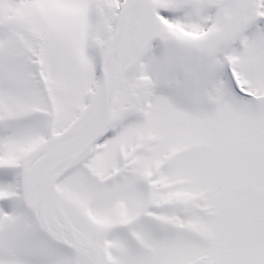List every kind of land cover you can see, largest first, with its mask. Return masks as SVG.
Here are the masks:
<instances>
[{
	"label": "snow or ice",
	"instance_id": "obj_1",
	"mask_svg": "<svg viewBox=\"0 0 264 264\" xmlns=\"http://www.w3.org/2000/svg\"><path fill=\"white\" fill-rule=\"evenodd\" d=\"M0 264H264V0H0Z\"/></svg>",
	"mask_w": 264,
	"mask_h": 264
}]
</instances>
